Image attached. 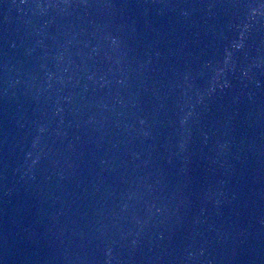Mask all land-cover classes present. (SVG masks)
Listing matches in <instances>:
<instances>
[{"label":"water","instance_id":"water-1","mask_svg":"<svg viewBox=\"0 0 264 264\" xmlns=\"http://www.w3.org/2000/svg\"><path fill=\"white\" fill-rule=\"evenodd\" d=\"M0 264H264V0H0Z\"/></svg>","mask_w":264,"mask_h":264}]
</instances>
